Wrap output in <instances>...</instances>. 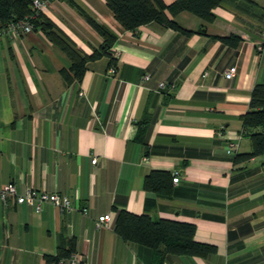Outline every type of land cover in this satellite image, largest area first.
<instances>
[{
    "label": "crops",
    "instance_id": "crops-1",
    "mask_svg": "<svg viewBox=\"0 0 264 264\" xmlns=\"http://www.w3.org/2000/svg\"><path fill=\"white\" fill-rule=\"evenodd\" d=\"M44 1L43 17L86 55L103 38L73 1L114 30L116 70L109 55L89 58L83 78L69 81L71 57L42 30L0 25V183L59 191L75 206L0 201V264H61L69 255L50 259L60 247L80 252L79 264H264V153L238 155L253 149L242 114L264 82V0H222L212 22L182 10L174 18L190 35L158 21L127 29L106 0ZM163 80L176 87L159 90ZM153 170L171 173L167 192L144 186ZM120 209L194 222L195 239L217 249L156 259L116 231Z\"/></svg>",
    "mask_w": 264,
    "mask_h": 264
},
{
    "label": "trees",
    "instance_id": "trees-1",
    "mask_svg": "<svg viewBox=\"0 0 264 264\" xmlns=\"http://www.w3.org/2000/svg\"><path fill=\"white\" fill-rule=\"evenodd\" d=\"M33 1L0 0V25L22 18L29 19L34 28L42 30L49 39L58 44L71 57L70 69L62 70L67 80L83 78L87 68L86 62L89 58L109 55L110 65H116L117 59L113 55V46L117 42L118 34L87 12L82 5L73 1L103 38L100 47L90 55L82 53L67 37L55 29L54 23L43 17L41 10L34 7ZM106 1L113 10L115 17L127 29L135 31L143 24L158 21L167 27H173L190 35L196 30L182 26L174 16L182 10H188L199 15L204 21L212 22L216 16L214 8L221 4L222 0H174L171 3H167L165 0ZM198 31L206 32V27L203 25ZM212 36L232 46H237L241 41V37L236 34H213ZM169 86L165 90H170ZM148 117L149 115L144 116L138 123L139 136L146 127ZM242 124L252 139L253 149L238 154L239 157L250 158L253 155L264 153V82H258L253 87L250 107L242 114ZM170 180V172L153 170L145 176L144 186L159 192H167ZM115 229L126 240L151 246L156 259L159 257L162 259L167 252L205 256L217 249L215 244L196 240L194 237L196 224L187 220L169 217L154 218L146 213L120 209L115 222ZM72 251H65L60 247V251L50 259L58 260L61 256L69 255Z\"/></svg>",
    "mask_w": 264,
    "mask_h": 264
},
{
    "label": "built area",
    "instance_id": "built-area-1",
    "mask_svg": "<svg viewBox=\"0 0 264 264\" xmlns=\"http://www.w3.org/2000/svg\"><path fill=\"white\" fill-rule=\"evenodd\" d=\"M45 4L44 0H34L33 5L36 7L38 10L41 9L42 5ZM33 23L27 19V18H22L16 21H10L8 22V28L9 30H13L15 33L19 31H26L33 29ZM2 32V29L0 28V33ZM259 47L264 44V28L261 32V40L259 42ZM236 65H231L229 68L225 70V76L228 78H231L235 71H236ZM109 70L114 72L116 70L115 64H111L109 67ZM145 78L149 77V74L144 75ZM169 86L168 81H161L158 85V89H166ZM170 89H174L176 87L175 82H170ZM84 91L81 90L80 94H83ZM238 147L237 142L234 141H229L228 146H227V151L229 153H235L236 149ZM99 160V157L93 156L92 157V162L97 163ZM180 179V171L179 170H174L173 171V180L175 182H178ZM10 196H15L16 200L18 202H30L35 205V207L40 210L42 208V205L45 202H52L53 204L59 206L62 210H72L75 208L73 205L70 197L67 194L60 193L59 191H48L46 189H37L34 187L28 186L24 192L20 193L17 189V185L13 181H9L6 183H0V201L2 202H7ZM84 211L86 212V208H84ZM111 218V213L106 212L102 213L99 215L97 223L98 225H104L109 221ZM60 263L64 264L65 262L69 261L72 264H79L82 261V255L78 251H72L69 256L67 257H62L60 258Z\"/></svg>",
    "mask_w": 264,
    "mask_h": 264
}]
</instances>
